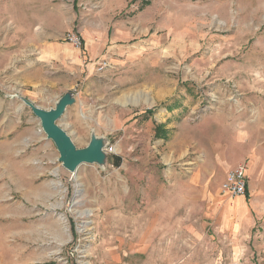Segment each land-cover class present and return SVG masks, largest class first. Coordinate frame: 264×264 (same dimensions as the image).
<instances>
[{"label":"rangeland","instance_id":"374dc122","mask_svg":"<svg viewBox=\"0 0 264 264\" xmlns=\"http://www.w3.org/2000/svg\"><path fill=\"white\" fill-rule=\"evenodd\" d=\"M142 4L0 0V264H264V0ZM101 31L132 51L89 59ZM69 91L59 124L105 166L66 169L17 97ZM243 161L250 196L223 193Z\"/></svg>","mask_w":264,"mask_h":264},{"label":"water","instance_id":"95a60500","mask_svg":"<svg viewBox=\"0 0 264 264\" xmlns=\"http://www.w3.org/2000/svg\"><path fill=\"white\" fill-rule=\"evenodd\" d=\"M17 97L29 105L33 113L40 119L43 131L46 133L47 138L55 143L60 154L59 161L66 169L76 172L84 164L97 163L103 166L106 165L108 152L104 139L93 134L88 145L79 148L74 143L72 137L59 124V120L65 114L68 107L76 102V95L73 91L62 95L56 101L54 107L49 109L35 105L24 96L17 95Z\"/></svg>","mask_w":264,"mask_h":264},{"label":"crops","instance_id":"0c3cea01","mask_svg":"<svg viewBox=\"0 0 264 264\" xmlns=\"http://www.w3.org/2000/svg\"><path fill=\"white\" fill-rule=\"evenodd\" d=\"M126 33L130 35V31H127ZM120 42H122L121 38H117V40H113L110 37L109 32L101 31L99 32V34L90 36L86 40V43H87L86 49H87L89 59L104 58L110 55L112 52H123L124 54H129L130 51H132V48L130 46L120 44ZM138 46H141V44L135 45V48H138ZM44 51L46 54V58L51 59L57 55L56 54L57 52H63V49L62 48H45ZM70 51H71V55L74 56V52L72 50ZM246 162H247L248 185H250L249 163L248 161ZM262 179L263 181H262L260 189L262 190L264 194V176ZM248 191L249 192L247 194V198L250 196V193H251L250 190ZM237 202L241 203L242 201L236 200V201H233V203H228V205L230 204V206L227 208V210L229 213H231V215H235L237 217H244L246 214V208H244L243 205L240 206V203H237ZM226 218H228L227 215H226Z\"/></svg>","mask_w":264,"mask_h":264},{"label":"built area","instance_id":"2783aa9c","mask_svg":"<svg viewBox=\"0 0 264 264\" xmlns=\"http://www.w3.org/2000/svg\"><path fill=\"white\" fill-rule=\"evenodd\" d=\"M67 42L71 43L76 48H83V40L80 35L75 32H68L65 36ZM97 71H103L110 66V61L107 59L101 60L97 63ZM107 151H113V147L107 149ZM221 190L223 193L232 197L244 196L248 192V175H247V162H241L236 167L230 169L224 182L221 184Z\"/></svg>","mask_w":264,"mask_h":264},{"label":"trees","instance_id":"16d2710c","mask_svg":"<svg viewBox=\"0 0 264 264\" xmlns=\"http://www.w3.org/2000/svg\"><path fill=\"white\" fill-rule=\"evenodd\" d=\"M141 2L143 3L142 6H146L150 4V0H141ZM112 161H113V164L116 166H119L121 164V158L118 156H114V158H112Z\"/></svg>","mask_w":264,"mask_h":264}]
</instances>
